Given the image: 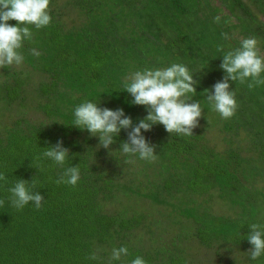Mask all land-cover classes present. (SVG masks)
I'll return each mask as SVG.
<instances>
[{
	"label": "trees",
	"instance_id": "16d2710c",
	"mask_svg": "<svg viewBox=\"0 0 264 264\" xmlns=\"http://www.w3.org/2000/svg\"><path fill=\"white\" fill-rule=\"evenodd\" d=\"M49 10L48 27H31L23 64L0 69V118L16 105L37 114L0 121V174L7 178L0 181V264H109L112 249L123 246L129 254L111 264L138 256L146 264H194L181 244L184 230L207 247H238L247 264H264V254L250 259L246 239L251 224L264 227V85L229 81L238 107L227 120L206 99L225 75L222 56L241 39L254 37L264 55V0H50ZM174 63L198 81L189 98L203 115L191 136L160 124L142 131L156 146L154 161L122 155L131 129L105 149L72 126L74 109L86 101L123 109L138 124L148 111L131 103L125 77ZM214 127L222 145L210 136ZM61 140L69 150L63 167L42 157ZM71 166L80 169L77 185L57 184ZM20 179L44 197L40 210L31 202L11 207L9 189ZM215 198L233 213L215 211ZM145 199L184 223L176 236H165L169 223L137 204ZM93 252L98 259H89Z\"/></svg>",
	"mask_w": 264,
	"mask_h": 264
},
{
	"label": "clouds",
	"instance_id": "9594fccd",
	"mask_svg": "<svg viewBox=\"0 0 264 264\" xmlns=\"http://www.w3.org/2000/svg\"><path fill=\"white\" fill-rule=\"evenodd\" d=\"M50 0H0V69L20 66L24 62V55L20 51L24 42L32 40L31 27L40 30L48 27L52 22L50 15ZM219 23L221 17L214 18ZM9 21H16L13 26ZM225 40L230 39L227 33H222ZM220 51H223L221 46ZM31 54L40 56L35 48ZM220 67L225 75L222 81L216 82L212 90H206V99L213 110L219 113L222 119H230L235 115L238 107L235 93L230 88L229 81L247 83L249 89L264 85V55L260 54L258 41L254 37L243 38L240 46L227 51L223 56ZM198 83L190 74L188 68L182 64H172L163 69H144L136 71L125 77L124 90L133 98L134 105L145 106L148 114L133 125L132 118L126 116L123 109L111 110L101 108L96 102L86 101L74 109L73 125L80 130L88 131L91 136L99 137V146L110 149L115 143V137L122 129H131L128 140L120 146L122 155L127 157L139 156L149 162L156 159V146L151 145L143 136L142 131H150L153 125H163L165 130L172 134L184 136L193 135L194 129L199 126L203 110L199 101H192L189 94L196 93L195 85ZM69 150L58 141L42 153V157L63 167ZM132 163L131 159L126 161ZM80 179L79 166L65 169L57 179V184L76 186ZM0 181L7 182L5 175L0 174ZM28 181L17 180L11 192V207L22 210L30 202L36 210H40L45 201L39 191H32ZM35 187L34 180L32 181ZM4 204L0 200V206ZM247 240L251 248L247 251L251 260H256L264 254V227L251 224ZM129 249L126 246L113 248L109 258L111 261L120 260L127 256ZM93 252L89 259H98ZM131 264H146L142 257H136Z\"/></svg>",
	"mask_w": 264,
	"mask_h": 264
},
{
	"label": "rangeland",
	"instance_id": "374dc122",
	"mask_svg": "<svg viewBox=\"0 0 264 264\" xmlns=\"http://www.w3.org/2000/svg\"><path fill=\"white\" fill-rule=\"evenodd\" d=\"M16 105L10 111H7L6 115L0 118V121H11L25 114L27 117L33 118L37 117L36 112L31 107L18 108ZM12 117V119L10 118ZM210 136L212 140L220 145L224 142L221 140L220 133L217 127L211 129ZM140 207L147 209L151 214V219H157L160 221L161 225L169 223L170 226L167 228V232H164L165 236H176V233L180 232V227L184 226V223L173 222L170 219L165 217L166 213L170 211V208H167L163 205H153L148 199L140 200L137 202ZM212 208L220 213H233V208H231L227 203L222 201L219 198H215L212 201ZM165 215H164V214ZM167 216V215H166ZM161 230V229H160ZM159 232V231H158ZM182 240L181 244L188 248V251L191 254V257L194 261V264H247L246 256L243 250L238 247L226 248V247H207L199 242V240L189 232V230H184L181 232Z\"/></svg>",
	"mask_w": 264,
	"mask_h": 264
}]
</instances>
